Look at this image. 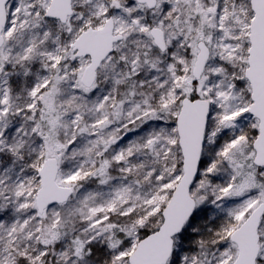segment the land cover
Returning a JSON list of instances; mask_svg holds the SVG:
<instances>
[{
	"label": "snow or ice",
	"instance_id": "6c2138e0",
	"mask_svg": "<svg viewBox=\"0 0 264 264\" xmlns=\"http://www.w3.org/2000/svg\"><path fill=\"white\" fill-rule=\"evenodd\" d=\"M0 264H264V0H0Z\"/></svg>",
	"mask_w": 264,
	"mask_h": 264
}]
</instances>
